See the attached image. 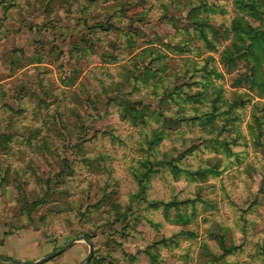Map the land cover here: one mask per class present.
<instances>
[{
	"label": "rangeland",
	"instance_id": "obj_1",
	"mask_svg": "<svg viewBox=\"0 0 264 264\" xmlns=\"http://www.w3.org/2000/svg\"><path fill=\"white\" fill-rule=\"evenodd\" d=\"M31 231L264 264V0H0V242Z\"/></svg>",
	"mask_w": 264,
	"mask_h": 264
},
{
	"label": "crops",
	"instance_id": "obj_2",
	"mask_svg": "<svg viewBox=\"0 0 264 264\" xmlns=\"http://www.w3.org/2000/svg\"><path fill=\"white\" fill-rule=\"evenodd\" d=\"M2 234L0 233V235ZM63 247L65 246H62V243H53L46 238L43 239L35 231H31L30 235L18 232L3 235V240L0 243V256L31 264H37L42 260L43 262L40 264H82L89 252L88 245L84 244L83 241H77L53 259L46 260L47 257ZM6 263L10 264L11 262Z\"/></svg>",
	"mask_w": 264,
	"mask_h": 264
},
{
	"label": "water",
	"instance_id": "obj_3",
	"mask_svg": "<svg viewBox=\"0 0 264 264\" xmlns=\"http://www.w3.org/2000/svg\"><path fill=\"white\" fill-rule=\"evenodd\" d=\"M73 243H69L68 245H66L65 247H63L62 249H60L59 251H57L56 253L50 255L49 257L46 258V260H51L54 257H56L57 255L61 254L62 252H64L66 249H68L69 247L72 246ZM31 264V263H30Z\"/></svg>",
	"mask_w": 264,
	"mask_h": 264
},
{
	"label": "trees",
	"instance_id": "obj_4",
	"mask_svg": "<svg viewBox=\"0 0 264 264\" xmlns=\"http://www.w3.org/2000/svg\"><path fill=\"white\" fill-rule=\"evenodd\" d=\"M0 243H1V242H0ZM0 260L6 261V262L10 261V262H12V263H14V264H19V263L22 264V262H20V261L13 260V259H10V258H7V257H2V256H0ZM41 262H43V260L40 261V262H38L37 264H40ZM26 264H30V263H26Z\"/></svg>",
	"mask_w": 264,
	"mask_h": 264
}]
</instances>
